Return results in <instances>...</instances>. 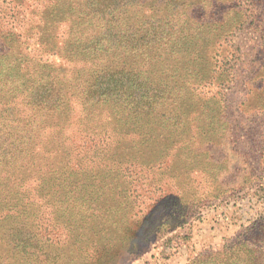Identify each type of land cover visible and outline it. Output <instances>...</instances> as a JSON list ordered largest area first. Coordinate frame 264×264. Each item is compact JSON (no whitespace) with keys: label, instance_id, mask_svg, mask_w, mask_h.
<instances>
[{"label":"rangeland","instance_id":"1","mask_svg":"<svg viewBox=\"0 0 264 264\" xmlns=\"http://www.w3.org/2000/svg\"><path fill=\"white\" fill-rule=\"evenodd\" d=\"M86 1L0 0V125L36 118L41 129L34 142L47 147L50 163L34 166V176L31 166L17 176L0 163V264H30L28 252L38 245L44 252L34 264L56 257L65 264H190L208 251L221 252L264 220V3L229 1L223 22L229 34L215 51L219 68L209 63L212 85L198 90L163 60L114 56L133 72H146L153 85L174 87L164 111L184 120L165 126L123 109L122 118H114L112 105L89 107L85 91L78 93L85 70L110 66L98 55L69 50L75 40L90 38L82 28L69 37V15L80 19ZM161 1L129 6L126 16L136 11L135 19L145 21ZM51 74L76 91L65 94L70 117H51L20 97ZM6 77L14 83L2 92ZM81 130L90 144L102 139L83 148ZM136 199L161 203L154 218L144 220L150 205L139 219L133 216ZM52 212L54 244L40 237Z\"/></svg>","mask_w":264,"mask_h":264},{"label":"trees","instance_id":"2","mask_svg":"<svg viewBox=\"0 0 264 264\" xmlns=\"http://www.w3.org/2000/svg\"><path fill=\"white\" fill-rule=\"evenodd\" d=\"M146 1L87 0L85 4H88L89 9L84 11L80 19H77L75 15H69L73 18L68 21L70 22V38L74 39L73 35L80 28L84 30V33L88 30L90 35V38L82 44L75 40L69 47L70 52L71 50L87 51L88 55H98L101 60L105 58L110 62V66L101 64L100 70L95 66H91L89 72L84 69L85 85L84 88L78 89V93L81 94L85 91L83 98L89 107L105 103L112 105L115 111H113L114 118H122L119 112L123 109L132 112L135 117H146L151 122H158L160 119L165 126L170 124L176 126L177 122L180 123L184 120L181 113L164 111L172 99L174 87L158 83L153 85L146 72H133L126 61L117 63L113 58L115 55L121 57L129 55L139 60H147V62L158 63L163 60L165 66L167 64L172 69L171 72L177 74L176 69L179 68L185 76H190L194 90L212 85V77L208 73L211 67L209 68L208 65L214 60L215 70L219 68V63L215 58L220 55L219 51L216 53L215 51L216 48H220L217 46L220 44V40L229 34L227 28L224 29V13L227 12L226 7L229 1L233 0H162L160 3H156L153 15L147 17V20L135 19L133 13L136 11L130 12L127 18L126 11L129 6H132L133 9L142 6ZM254 1L258 4L264 3V0ZM202 3L206 4L205 9L198 6ZM194 8L197 9V13L193 12ZM102 62L104 63V61ZM150 76L152 77L151 74ZM8 78L6 77L1 83L2 92L7 89L8 85L11 86L14 83L13 80L6 83ZM67 83V80L58 83L51 74L47 78L30 84L29 89L23 92L20 97L36 111L45 112L51 117L67 113L70 117L71 107H68L65 94L69 90L72 93H76V91H73L70 85H65ZM177 83L181 85L180 82ZM15 90L19 91L17 93L22 92L21 89ZM18 97L19 95H17ZM68 97L70 96L68 95ZM12 108L9 106L5 112L9 113ZM40 129V124L34 117L26 118L23 123L9 124L5 122L0 125V163L3 170L11 169L19 176L18 174L27 173L26 170L31 166L28 173L33 175L34 166L42 169L50 164L45 155L47 147L44 145L41 147L34 142L36 132ZM80 135H84L85 145L83 148L92 149L94 146L91 144L102 139L95 137L90 144L91 139L87 138L88 135L84 133ZM106 148L109 152V145ZM23 185L24 182L21 186ZM7 196L4 199H7ZM149 205L152 206L150 210L157 208V203ZM149 205L144 201L138 202L136 199L133 216L139 219L144 215L145 207ZM160 205L161 203H159ZM90 209L93 212L96 211L94 204H91ZM154 211L150 218H154ZM52 215L50 226H46L40 231L41 240L44 239V242L50 244L54 243L49 235H54L57 229L55 225L57 218L54 212ZM158 227L160 225L155 228ZM67 228L73 229L69 225L66 226V230ZM95 247V245L92 246L90 250L94 252ZM35 249L37 251L33 249V252H28L27 261L30 264L37 262L40 258L39 253L44 252V247L40 245ZM220 251L219 253L208 251L190 264L200 262L264 264V220L243 230L234 241L225 244ZM46 264L65 263H59L56 257L51 262L46 261Z\"/></svg>","mask_w":264,"mask_h":264},{"label":"clouds","instance_id":"3","mask_svg":"<svg viewBox=\"0 0 264 264\" xmlns=\"http://www.w3.org/2000/svg\"><path fill=\"white\" fill-rule=\"evenodd\" d=\"M163 199H165L164 197H162L161 198V200H163ZM159 206V202L157 203V207ZM155 209H152V210H149L146 214H145V216H144V220H145V222H147V220H148V218L151 216V214H152V211H154Z\"/></svg>","mask_w":264,"mask_h":264}]
</instances>
